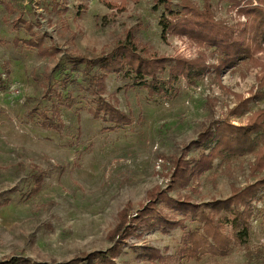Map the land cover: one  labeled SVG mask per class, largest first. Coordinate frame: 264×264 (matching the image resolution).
Returning <instances> with one entry per match:
<instances>
[{"label":"rangeland","instance_id":"obj_1","mask_svg":"<svg viewBox=\"0 0 264 264\" xmlns=\"http://www.w3.org/2000/svg\"><path fill=\"white\" fill-rule=\"evenodd\" d=\"M109 1L113 8L101 0H0V260L23 256L52 264L108 250V234L122 209L130 204L136 213L148 191L172 187L171 159L197 157L204 146L193 144L216 122L229 117L234 125L244 124L252 112L264 109L262 96L252 100L242 117L230 115L237 95L249 99L258 93L261 67L250 62L220 75L210 70L194 84L181 79L176 92L164 95H150L133 80L110 73L103 98L132 120L114 129L93 117L92 96L83 80L68 86L72 100L49 97V89L62 93L54 76L66 55L95 61L112 54L129 34L149 56L192 60L205 54L218 63L207 47L185 36L164 35L165 11L156 0ZM190 1L203 7L204 0ZM172 2L180 10L179 1ZM212 4L218 22L237 28L248 21L241 9L259 3ZM27 25L46 48L57 49L56 55H40L27 43L36 39ZM256 58L264 62V53ZM167 73L160 79L167 80ZM253 162L252 155L215 160L212 170L169 195L189 197L197 205L227 199L233 187L258 180L251 173ZM37 174L40 188L32 193ZM164 208L177 220L185 218ZM257 208L261 212L250 245L261 254L252 262L238 247L225 257L209 253L200 262L182 258L183 236L199 227L187 217L186 229L139 231L143 236L129 239L116 263L264 264V200ZM147 247L160 250L164 260L150 261L142 250Z\"/></svg>","mask_w":264,"mask_h":264},{"label":"trees","instance_id":"obj_2","mask_svg":"<svg viewBox=\"0 0 264 264\" xmlns=\"http://www.w3.org/2000/svg\"><path fill=\"white\" fill-rule=\"evenodd\" d=\"M101 1L113 8L109 0ZM156 1L165 11L162 21L164 35L170 33L185 36L207 47L212 50L213 57L217 55V64L209 62L210 58L205 54H200L192 60L183 57L170 60L161 56H149V50L140 47L136 38L129 34L126 42L120 43L107 57L94 61L66 55L63 63L56 67L54 76V84L63 89L62 93L49 89V97L54 94V98L59 101L63 97H66L67 101L72 100L68 86L77 85L83 80L92 96L93 117L112 124L114 129L129 125L132 120L103 98L107 92V75L110 73L119 74L125 80H133L134 85L147 89L150 95H164L176 92L175 85L181 79L194 84L210 70L220 75L225 69L233 68L242 62H250L261 67L257 77L258 93L249 99L237 95L238 105L230 111L231 116L242 117L252 100L264 96V62L256 58L258 54L264 53V0H258V6L249 5L241 9L240 13L246 16L248 21L237 28L216 20L212 0H204L201 8L190 0H178L180 10L174 9L172 0ZM223 1L232 2L234 6L241 3V0ZM26 28L36 37L29 39L27 43L36 47L40 55H56L57 49L46 48L43 38L37 37L33 27L27 25ZM166 73L168 79L161 80L160 77ZM193 146H204L197 157L189 160L185 156L171 159V188L162 189L157 186L147 192L146 202L141 204L136 213L132 212L130 204L118 213L117 223L108 234V240L112 244L108 250L83 254L70 261L52 264H117L116 259L124 253L129 239L134 236L141 238L144 231L157 228L163 229L164 232L178 227L186 229L187 217L198 222L199 227L183 236L179 251L182 258L200 262L209 253L225 257L232 248L238 247L252 262L255 255L261 254L254 253L250 238L253 222L261 212L257 203L264 200V175L259 177L264 173V109L252 112L244 124L234 125L229 117L216 122L200 134L199 141ZM246 155L254 157L250 169L258 180L245 188L233 187L229 198L197 205L192 203L189 197L173 198L169 195L175 187L186 188L191 180L194 182L212 170L215 160L229 161ZM34 179L35 187L32 193H36L40 188L41 174L35 175ZM8 202L3 204L7 205ZM164 206L184 214L185 218L177 220L171 217L165 212ZM139 231L143 232L138 234ZM142 250L152 262L164 260V255L158 249L147 247ZM0 264L40 263L23 256H14L0 260Z\"/></svg>","mask_w":264,"mask_h":264}]
</instances>
